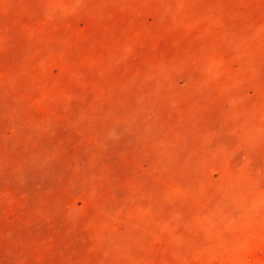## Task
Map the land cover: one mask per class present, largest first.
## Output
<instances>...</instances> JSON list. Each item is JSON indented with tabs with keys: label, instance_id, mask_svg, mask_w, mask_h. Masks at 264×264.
Returning <instances> with one entry per match:
<instances>
[{
	"label": "rangeland",
	"instance_id": "1",
	"mask_svg": "<svg viewBox=\"0 0 264 264\" xmlns=\"http://www.w3.org/2000/svg\"><path fill=\"white\" fill-rule=\"evenodd\" d=\"M0 264H264V0H0Z\"/></svg>",
	"mask_w": 264,
	"mask_h": 264
}]
</instances>
